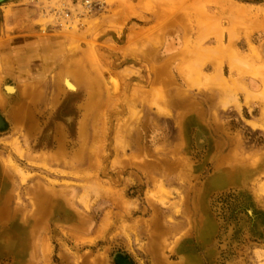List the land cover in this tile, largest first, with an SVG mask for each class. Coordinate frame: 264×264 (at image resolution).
Masks as SVG:
<instances>
[{
	"label": "rangeland",
	"instance_id": "rangeland-1",
	"mask_svg": "<svg viewBox=\"0 0 264 264\" xmlns=\"http://www.w3.org/2000/svg\"><path fill=\"white\" fill-rule=\"evenodd\" d=\"M93 1L39 2L61 93L0 79V264H264V0Z\"/></svg>",
	"mask_w": 264,
	"mask_h": 264
},
{
	"label": "crops",
	"instance_id": "crops-1",
	"mask_svg": "<svg viewBox=\"0 0 264 264\" xmlns=\"http://www.w3.org/2000/svg\"><path fill=\"white\" fill-rule=\"evenodd\" d=\"M39 2L7 0L0 4V79L15 88L17 100L38 95V88L52 79L61 93L59 82L68 72V39L53 24L37 23L48 15Z\"/></svg>",
	"mask_w": 264,
	"mask_h": 264
},
{
	"label": "bare ground",
	"instance_id": "bare-ground-1",
	"mask_svg": "<svg viewBox=\"0 0 264 264\" xmlns=\"http://www.w3.org/2000/svg\"><path fill=\"white\" fill-rule=\"evenodd\" d=\"M193 1H194V0H193ZM191 2H192V1H191ZM194 3H195V2H194ZM190 5H191V4H190ZM230 43H231V42H230ZM136 61H137V60H136ZM66 78H67V77H66ZM63 82H64V84H65V88H66L68 91H75V90H76V89H75V86H74L70 81H68V80L65 79V81H63ZM152 83H153V82H152ZM5 91H6L7 94H13V93H14V88H13L12 86H7V87H5ZM130 100H131V99H130ZM95 106H96V105L93 104L91 108H92V109H95ZM92 109H91V110H92ZM91 110H90V111H91ZM91 112H92V111H91ZM93 113H94V112H93ZM98 119H100V116L98 117ZM92 133H93V132H92ZM92 136H93V141H92L93 144H92V145L94 146L95 142L98 140V135L96 134V132H94V133L92 134ZM90 148H91V145H90V147H89V150H91V149L93 148V147H92L91 149H90ZM87 151H88V150H87ZM87 151H86V152H87ZM91 152H92V150L90 151V153H91ZM87 153H89V151H88Z\"/></svg>",
	"mask_w": 264,
	"mask_h": 264
},
{
	"label": "built area",
	"instance_id": "built-area-1",
	"mask_svg": "<svg viewBox=\"0 0 264 264\" xmlns=\"http://www.w3.org/2000/svg\"><path fill=\"white\" fill-rule=\"evenodd\" d=\"M79 6L84 11V13L89 14L96 6H98V2H94L93 0H79ZM54 13H58V15L60 16L62 14H65V11L63 9Z\"/></svg>",
	"mask_w": 264,
	"mask_h": 264
},
{
	"label": "water",
	"instance_id": "water-1",
	"mask_svg": "<svg viewBox=\"0 0 264 264\" xmlns=\"http://www.w3.org/2000/svg\"><path fill=\"white\" fill-rule=\"evenodd\" d=\"M5 1H7V0H0V4H1V3H4Z\"/></svg>",
	"mask_w": 264,
	"mask_h": 264
}]
</instances>
